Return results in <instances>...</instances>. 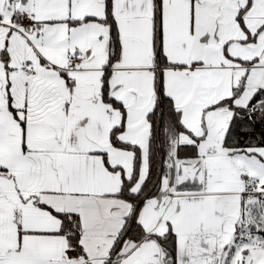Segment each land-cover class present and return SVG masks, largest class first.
<instances>
[{
    "label": "snow or ice",
    "instance_id": "6c2138e0",
    "mask_svg": "<svg viewBox=\"0 0 264 264\" xmlns=\"http://www.w3.org/2000/svg\"><path fill=\"white\" fill-rule=\"evenodd\" d=\"M0 264H264V0H0Z\"/></svg>",
    "mask_w": 264,
    "mask_h": 264
}]
</instances>
